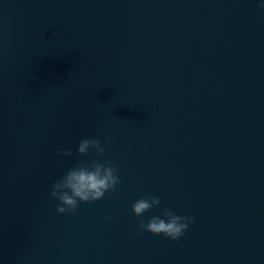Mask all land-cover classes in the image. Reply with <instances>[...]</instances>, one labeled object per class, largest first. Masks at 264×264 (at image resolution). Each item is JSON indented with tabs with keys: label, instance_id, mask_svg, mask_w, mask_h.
Segmentation results:
<instances>
[{
	"label": "water",
	"instance_id": "1",
	"mask_svg": "<svg viewBox=\"0 0 264 264\" xmlns=\"http://www.w3.org/2000/svg\"><path fill=\"white\" fill-rule=\"evenodd\" d=\"M261 5L0 0V264H264ZM97 160L116 191L58 213ZM164 209L194 217L178 241L139 227Z\"/></svg>",
	"mask_w": 264,
	"mask_h": 264
},
{
	"label": "clouds",
	"instance_id": "2",
	"mask_svg": "<svg viewBox=\"0 0 264 264\" xmlns=\"http://www.w3.org/2000/svg\"><path fill=\"white\" fill-rule=\"evenodd\" d=\"M90 149L97 156H103L105 152L98 139H82L77 147V154L87 156ZM57 155L70 157L72 151L71 149L58 151ZM119 182L117 168L108 161L97 160L90 165L81 164L69 169L52 185L50 196L58 201L56 208L58 213H72L82 203L95 202L103 198L105 193L115 192ZM159 205L158 197L149 196L135 201L132 204V211L136 217H142L144 213ZM163 217L153 216L147 224L141 220L139 227L153 236H163L171 241H178L194 222V217L180 216L168 209H164ZM107 219L111 220L112 216L109 215Z\"/></svg>",
	"mask_w": 264,
	"mask_h": 264
}]
</instances>
